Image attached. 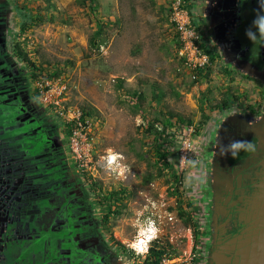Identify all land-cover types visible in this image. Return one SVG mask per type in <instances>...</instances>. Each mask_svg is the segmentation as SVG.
I'll return each instance as SVG.
<instances>
[{
  "label": "rangeland",
  "instance_id": "1",
  "mask_svg": "<svg viewBox=\"0 0 264 264\" xmlns=\"http://www.w3.org/2000/svg\"><path fill=\"white\" fill-rule=\"evenodd\" d=\"M170 1L0 0L3 77L19 79L28 112L52 133L59 153L43 154L45 162L64 167L63 185L77 191L69 201L98 223L115 264H204L207 191L195 177L205 173L217 124L264 106L261 79L226 62L210 40L202 0L185 4L209 64L190 70L174 56ZM76 112L86 123L74 153ZM108 148L130 171L106 169L100 157ZM184 154L199 161L196 169L180 165ZM148 216L160 231L147 251L133 248ZM22 253L20 264H41L33 248Z\"/></svg>",
  "mask_w": 264,
  "mask_h": 264
},
{
  "label": "flooded vegetation",
  "instance_id": "2",
  "mask_svg": "<svg viewBox=\"0 0 264 264\" xmlns=\"http://www.w3.org/2000/svg\"><path fill=\"white\" fill-rule=\"evenodd\" d=\"M202 2V20L222 56L263 68L264 44L251 52L241 41L242 16L257 8V0ZM2 45L0 37V264H20L24 247L39 252L41 264H90L91 259L115 264L117 252H108L101 242L98 223L69 201L77 191L63 185L64 167L45 162L43 154L53 156L59 149L49 140L52 133L28 112L19 79H4ZM232 140L251 141L256 151H242L235 159L219 156L218 144ZM263 155V104L259 110L228 114L217 124L205 169L204 264H234L240 241L252 235L254 218H260Z\"/></svg>",
  "mask_w": 264,
  "mask_h": 264
},
{
  "label": "clouds",
  "instance_id": "3",
  "mask_svg": "<svg viewBox=\"0 0 264 264\" xmlns=\"http://www.w3.org/2000/svg\"><path fill=\"white\" fill-rule=\"evenodd\" d=\"M245 36L251 43L259 41L264 44V0H257L255 18L250 27L246 29ZM217 148L219 150V156L224 157L230 154L232 159H235L242 151H256V145L247 140H232L227 145L219 143ZM100 159L105 162L106 169L111 172H115L117 169L121 171H130L126 164L121 163L126 159L125 156L112 148L106 149L105 155L101 156ZM179 161L180 165L188 169H196L199 164V161L187 154L182 155ZM193 179L194 178L189 175L186 178V182L191 185ZM208 179L206 173L198 174L197 177H195L197 183H207ZM159 231L160 229L156 221L152 219L151 216L144 217L139 221L137 234L135 239L131 242V246L133 248L141 246L144 251H147L151 241L157 237Z\"/></svg>",
  "mask_w": 264,
  "mask_h": 264
},
{
  "label": "built area",
  "instance_id": "4",
  "mask_svg": "<svg viewBox=\"0 0 264 264\" xmlns=\"http://www.w3.org/2000/svg\"><path fill=\"white\" fill-rule=\"evenodd\" d=\"M167 11L173 29L174 56L190 70L203 69L209 64L210 53L205 51L208 48L206 44H202L200 30L190 21L185 1L171 0ZM72 115L74 128H71L69 134V145L77 153L81 149L79 144L84 141V134L81 132L86 120L79 112Z\"/></svg>",
  "mask_w": 264,
  "mask_h": 264
},
{
  "label": "water",
  "instance_id": "5",
  "mask_svg": "<svg viewBox=\"0 0 264 264\" xmlns=\"http://www.w3.org/2000/svg\"><path fill=\"white\" fill-rule=\"evenodd\" d=\"M224 60L231 62L240 71L260 78L264 84V67L259 69L256 65L245 60H233L229 55L224 54ZM264 165V155H263ZM259 204V217L254 218L255 229L252 235L247 239L240 241L241 247L238 251V257L235 259L234 264H264V182L263 191L260 197Z\"/></svg>",
  "mask_w": 264,
  "mask_h": 264
},
{
  "label": "trees",
  "instance_id": "6",
  "mask_svg": "<svg viewBox=\"0 0 264 264\" xmlns=\"http://www.w3.org/2000/svg\"><path fill=\"white\" fill-rule=\"evenodd\" d=\"M185 1V0H184ZM257 8H255V7H252V11H247V12H245L244 14H243V16H242V21H241V24H242V31H244L245 32V29H248L249 27H250V25L252 24V21H253V19L255 18V10H256ZM192 22H193V19H192ZM243 28H244V30H243ZM100 33V30H97L96 32H94V35H97V34H99ZM244 35V36H243ZM242 35V38H241V41H243V43L244 44H246V46L248 47V49L251 51V52H258L259 51V48H260V44H262L261 42H259V41H257V42H255V43H251L247 38H246V36H245V33ZM205 51L206 52H208L209 53V50L208 49H205ZM211 58V57H210ZM253 64V63H252ZM259 69H261V68H259ZM235 97V99L236 98H238V96H234ZM222 105L223 106H227V103L226 102H224V103H222ZM82 115H84V113L83 114H81V117H83ZM171 116H174L175 117V119L177 120V121H179V122H185V123H190V121L189 120H184V119H182L179 115H173V114H171ZM165 123H169L168 122V120H165ZM162 156L164 155H166V153H162L161 154ZM137 249V248H136ZM138 250V249H137Z\"/></svg>",
  "mask_w": 264,
  "mask_h": 264
}]
</instances>
